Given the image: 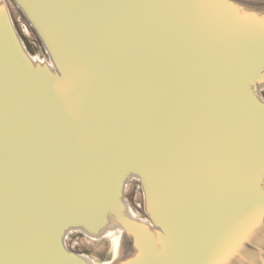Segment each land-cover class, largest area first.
<instances>
[{
  "label": "water",
  "instance_id": "1",
  "mask_svg": "<svg viewBox=\"0 0 264 264\" xmlns=\"http://www.w3.org/2000/svg\"><path fill=\"white\" fill-rule=\"evenodd\" d=\"M9 2L50 61L31 53ZM185 2L0 0V264H98L66 236L114 225L122 250L103 264H264V218L216 251L218 223L193 220L158 162L179 154L183 115L227 108L252 163L221 190L223 223L247 206L242 193L264 192V34L245 27L261 26L264 0L168 7ZM193 46L222 59L193 57ZM113 76L120 92L106 103ZM133 178L144 217L125 200ZM166 241L168 258L145 259Z\"/></svg>",
  "mask_w": 264,
  "mask_h": 264
},
{
  "label": "snow or ice",
  "instance_id": "2",
  "mask_svg": "<svg viewBox=\"0 0 264 264\" xmlns=\"http://www.w3.org/2000/svg\"><path fill=\"white\" fill-rule=\"evenodd\" d=\"M168 7L185 9L195 15L217 5L214 0H187ZM245 27L264 34V19L260 27L251 24ZM190 50L193 57L204 56L213 61L222 59V54L213 49L193 46ZM68 78L72 79L71 74ZM119 92L120 82L113 76L106 86L105 102L108 103L109 95L116 99ZM125 93L131 94L127 88L123 96ZM178 123L179 154L174 163L158 159L162 178L174 191L176 188L182 190V195L176 196L194 221L207 219L218 223L221 230L215 250H230L239 231L251 232L260 226L257 217L264 218V192H244L247 206L230 222L221 220L224 208L221 190L231 184L233 176L243 173L252 163L245 135L232 125L227 108L223 111L214 108L193 111L188 117L183 115ZM171 248L167 241L159 246L153 245L146 250L145 259L149 262L166 259Z\"/></svg>",
  "mask_w": 264,
  "mask_h": 264
},
{
  "label": "rangeland",
  "instance_id": "3",
  "mask_svg": "<svg viewBox=\"0 0 264 264\" xmlns=\"http://www.w3.org/2000/svg\"><path fill=\"white\" fill-rule=\"evenodd\" d=\"M8 6L11 9V13L13 16L12 19L14 20V22L18 28V26H19L18 20H17L18 16L22 15L21 18H25V17L20 12V10L17 9V7L13 3L9 2ZM23 20H25V19H23ZM18 30H19V28H18ZM32 31H33V29H32ZM18 32H20V34H22V36L26 42V45L29 48V50L32 52V54H34L35 56H38L40 53H35V51H38L39 46L34 45L33 43L30 44V42H28V40L26 38V35L23 32H21V30H19ZM31 35H32V37L35 35L38 39V42L41 43L40 39L38 38V36L36 35V33L34 31L31 33ZM34 40H35V38H34ZM40 49L43 50V52H44L43 47H41ZM44 53H45L44 58H46L47 54H46V52H44ZM40 56L42 57V54ZM263 95H264V89H263ZM128 182H129V185H126L127 187H125L126 188L125 189V197H126L127 203L130 206V209L133 211L134 214H136L135 209L139 208V203H142V201H144V208H145V200H144L145 198H144V194L142 193V191H140V190L137 191V186H136L137 184H135V180H133V181L130 180ZM144 214H146V213H144ZM136 215L138 216V214H136ZM143 215H139V216H143ZM76 231H74V232H76ZM74 232H72L71 235ZM76 233L81 234L83 236L82 238L84 240V242L81 244V247L78 248L76 251L89 254L95 260V262L98 264H103V263H106L108 261L111 262V260H113L116 257V253L114 252L115 251L114 250L115 249L114 248V242H113V239L111 236L107 235V236H104L100 239H97V238L91 239L88 236L82 234L81 232L77 231Z\"/></svg>",
  "mask_w": 264,
  "mask_h": 264
},
{
  "label": "bare ground",
  "instance_id": "4",
  "mask_svg": "<svg viewBox=\"0 0 264 264\" xmlns=\"http://www.w3.org/2000/svg\"><path fill=\"white\" fill-rule=\"evenodd\" d=\"M11 10V9H10ZM22 17V15L20 16H18V18H17V20L19 21H23V22H27V20L25 19V20H23V18H21ZM16 25V24H15ZM20 28V27H19ZM32 27L30 26H28L27 25V29L25 30L26 32H23V30H21V32H23L25 35H26V38H30L31 40H34V38H35V40H38L37 39V37L34 35L33 37H32V35H31V33L33 32L32 31V29H31ZM29 33V34H28ZM32 53V52H31ZM47 54V53H46ZM34 55V54H33ZM35 56V55H34ZM44 56H45V53H43L42 54V57L40 56V55H38V56H36V58H38L39 57V59H45V60H47V61H50V59L49 58H47V57H49L48 56V54H47V57L46 58H44ZM136 178H133V179H131L132 181L133 180H135ZM128 183V184H127ZM127 183H126V185H129V182L127 181ZM141 183V182H140ZM139 183V184H140ZM141 187V191H142V193L144 194V188H143V185L141 184L140 185ZM125 187H127V186H125ZM126 189V188H125ZM144 197H145V195H144ZM125 200H126V197H125ZM145 200V199H144ZM126 203H127V200H126ZM127 205L129 206V204L127 203ZM129 208H130V206H129ZM131 210V209H130ZM131 212L133 213V211L131 210ZM134 214V213H133ZM134 215H136V214H134ZM146 214H144L143 216H139V217H144ZM137 216V215H136ZM150 220V219H149ZM151 221V220H150ZM122 228L121 227H118V226H116V225H114L113 227H111L110 229H107L102 235H100V236H94V235H88L87 233H85V232H82V231H78V232H81L82 234H84V235H86V236H88L89 238H91V239H94V238H97V239H100V238H102V237H104V236H107V235H109V236H111L112 237V239H113V242H114V252L117 254V255H120V252H121V250H122V239H123V237H122V230H121ZM74 231H76V230H71L70 232L72 233V232H74ZM76 231V232H77ZM70 232H68V234L70 233ZM67 234V235H68ZM74 234V233H73ZM67 237V236H66Z\"/></svg>",
  "mask_w": 264,
  "mask_h": 264
},
{
  "label": "built area",
  "instance_id": "5",
  "mask_svg": "<svg viewBox=\"0 0 264 264\" xmlns=\"http://www.w3.org/2000/svg\"><path fill=\"white\" fill-rule=\"evenodd\" d=\"M24 19V18H23ZM18 28L19 30H23V32H26L25 30L27 29V25L30 27V24L28 23V21L26 22H23L22 20L18 21ZM29 34V33H28ZM24 35V34H23ZM28 42L33 43L34 45H38L39 48H38V51H35V53H40L39 55L43 54V50H41L40 48L43 47L41 45L40 42H38V40H31L30 38H27ZM25 41V40H24ZM26 43V42H25ZM40 43V44H39ZM138 179H135V184H137V191L140 190L141 191V183ZM136 210V214L138 215H143L145 213L144 211V201H142V203H139V208L138 209H135ZM83 236L81 234H78L76 232H74V234L71 235V232L67 235L66 237V243L67 245L69 246V248H73L74 250H77L78 248L81 247V244L84 242Z\"/></svg>",
  "mask_w": 264,
  "mask_h": 264
}]
</instances>
